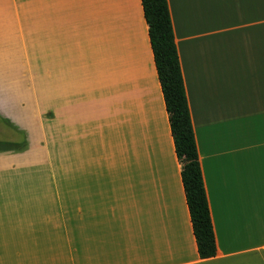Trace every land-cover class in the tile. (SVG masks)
<instances>
[{
  "label": "crops",
  "instance_id": "crops-1",
  "mask_svg": "<svg viewBox=\"0 0 264 264\" xmlns=\"http://www.w3.org/2000/svg\"><path fill=\"white\" fill-rule=\"evenodd\" d=\"M29 1V64L67 66L60 80L84 84L92 152L109 138L91 104L99 55L123 155L94 148L86 166L79 146L53 200L0 151V264H264V0H167L216 242L204 259L141 0Z\"/></svg>",
  "mask_w": 264,
  "mask_h": 264
},
{
  "label": "rangeland",
  "instance_id": "rangeland-1",
  "mask_svg": "<svg viewBox=\"0 0 264 264\" xmlns=\"http://www.w3.org/2000/svg\"><path fill=\"white\" fill-rule=\"evenodd\" d=\"M29 11V0L0 1V31H4L0 32V151L19 154L14 161L20 163L22 186L47 189L50 194L38 196L53 197L54 200L60 196L63 172L78 169L79 146L86 155L83 157L86 166L94 155V148L98 153L104 149L115 156L123 155V150L119 151L115 124L107 113L110 104L108 80L101 70L100 56L93 53L89 65L94 74V82L89 87L93 85L96 89L90 103L99 109V117H104L108 123L105 132L109 138L105 136L103 144H94L98 147L91 146L92 152H89L88 141L82 137L86 106L84 84L80 87L76 82L60 80V74L67 73V66H46L44 59L29 64ZM3 14L9 18L8 24L1 23ZM41 25L39 22L38 27ZM36 46L39 50L38 41ZM102 127L104 129L100 120L98 132L104 133ZM78 129L81 142H78ZM88 139L92 143L93 139ZM94 139L100 141L103 138L96 134Z\"/></svg>",
  "mask_w": 264,
  "mask_h": 264
},
{
  "label": "trees",
  "instance_id": "trees-1",
  "mask_svg": "<svg viewBox=\"0 0 264 264\" xmlns=\"http://www.w3.org/2000/svg\"><path fill=\"white\" fill-rule=\"evenodd\" d=\"M198 255L216 250L167 0H141Z\"/></svg>",
  "mask_w": 264,
  "mask_h": 264
}]
</instances>
